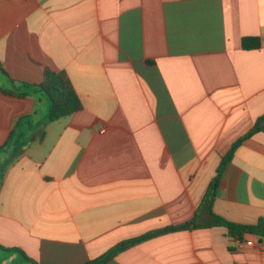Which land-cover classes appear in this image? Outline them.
I'll return each instance as SVG.
<instances>
[{
	"label": "crops",
	"instance_id": "obj_1",
	"mask_svg": "<svg viewBox=\"0 0 264 264\" xmlns=\"http://www.w3.org/2000/svg\"><path fill=\"white\" fill-rule=\"evenodd\" d=\"M46 68L81 110L48 121ZM263 115L264 0H0V264H87L207 222ZM212 211L264 219V128ZM106 264H264V236L192 227Z\"/></svg>",
	"mask_w": 264,
	"mask_h": 264
},
{
	"label": "trees",
	"instance_id": "obj_2",
	"mask_svg": "<svg viewBox=\"0 0 264 264\" xmlns=\"http://www.w3.org/2000/svg\"><path fill=\"white\" fill-rule=\"evenodd\" d=\"M242 48L245 50L254 49L260 47V40L258 37H244L241 41ZM43 90L50 103V111L48 115V121L54 122L64 117L70 116L77 111L82 109V102L80 97L76 93V90L70 80L69 76L65 71H54L50 68H46L44 72L43 81L37 85ZM25 96L26 93H22ZM264 128V115L259 117L254 126L246 133L241 136L236 142H234L230 150L223 156L221 163L217 169L216 176L210 182L206 194L204 195L202 202L198 208V213L205 212L209 219L207 222L197 223L195 219L189 221L180 226L169 227L154 232L147 233L137 238L122 241L117 245L109 249L103 256L87 264H106L110 259L114 258L124 250L135 246L143 241L153 238L157 235L164 234L167 232L185 230L193 228H204L212 226H223L227 229L228 235L231 237H237L242 239L245 234L254 233L264 236V219L259 220L255 225L239 224L226 220L225 218L215 214L212 211V203L217 195V188L220 179L224 175L226 167L231 164L232 158L235 154L236 149L242 142L251 137L256 132ZM4 146L0 147L4 148ZM192 226V227H191ZM12 251H18V249H11ZM25 256V255H24Z\"/></svg>",
	"mask_w": 264,
	"mask_h": 264
},
{
	"label": "water",
	"instance_id": "obj_3",
	"mask_svg": "<svg viewBox=\"0 0 264 264\" xmlns=\"http://www.w3.org/2000/svg\"><path fill=\"white\" fill-rule=\"evenodd\" d=\"M20 151H18L16 154H18Z\"/></svg>",
	"mask_w": 264,
	"mask_h": 264
}]
</instances>
